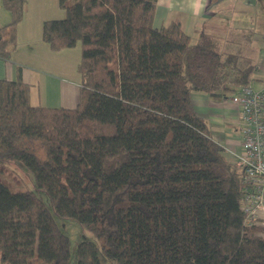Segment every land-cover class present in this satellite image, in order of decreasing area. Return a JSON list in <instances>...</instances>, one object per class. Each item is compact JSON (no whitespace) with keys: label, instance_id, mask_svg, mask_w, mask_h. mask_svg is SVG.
<instances>
[{"label":"trees","instance_id":"1","mask_svg":"<svg viewBox=\"0 0 264 264\" xmlns=\"http://www.w3.org/2000/svg\"><path fill=\"white\" fill-rule=\"evenodd\" d=\"M45 21L53 51L80 44L75 108L33 106L0 78V176L22 162L54 211L90 231L77 264H264V226L243 210L247 186L194 109L192 94L233 95L257 69L254 32L197 39L154 25L156 0H59ZM27 0H3L0 58L17 47ZM44 148L45 158L36 150ZM3 264H68L70 240L33 191L0 177Z\"/></svg>","mask_w":264,"mask_h":264},{"label":"crops","instance_id":"2","mask_svg":"<svg viewBox=\"0 0 264 264\" xmlns=\"http://www.w3.org/2000/svg\"><path fill=\"white\" fill-rule=\"evenodd\" d=\"M66 16L59 0H27L17 27V47L10 60L0 58V78L21 79L30 87L33 106L75 108L80 100L81 46L53 51L43 40L45 21ZM11 21L0 0V26ZM179 21L194 39L201 33L216 35L223 42L254 32L252 45L258 51L257 69L250 86L264 89V0H156L154 25ZM222 93L192 94L197 114L205 120L213 139L223 147L226 158L235 164L243 153L240 113ZM227 99V100H226ZM256 218L264 226V201Z\"/></svg>","mask_w":264,"mask_h":264},{"label":"built area","instance_id":"3","mask_svg":"<svg viewBox=\"0 0 264 264\" xmlns=\"http://www.w3.org/2000/svg\"><path fill=\"white\" fill-rule=\"evenodd\" d=\"M228 101L240 113L243 153L236 157L235 165L247 186L243 210L248 221H253L264 201V89L245 86Z\"/></svg>","mask_w":264,"mask_h":264},{"label":"rangeland","instance_id":"4","mask_svg":"<svg viewBox=\"0 0 264 264\" xmlns=\"http://www.w3.org/2000/svg\"><path fill=\"white\" fill-rule=\"evenodd\" d=\"M40 158H45L44 148L36 150ZM5 173L0 177L5 180L13 191L28 190L33 191L51 211L59 229L68 236L70 240V258L68 264H77V248L83 241L97 242L95 236L86 230L79 222L71 218L59 216L53 209L50 200L45 192L38 189L35 185L30 170L22 162H6L3 164ZM0 264L1 255H0ZM104 264H116L112 261L104 262Z\"/></svg>","mask_w":264,"mask_h":264}]
</instances>
